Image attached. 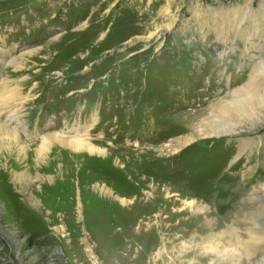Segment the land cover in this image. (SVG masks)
<instances>
[{"label":"rangeland","instance_id":"374dc122","mask_svg":"<svg viewBox=\"0 0 264 264\" xmlns=\"http://www.w3.org/2000/svg\"><path fill=\"white\" fill-rule=\"evenodd\" d=\"M262 72L264 0H0V264H264Z\"/></svg>","mask_w":264,"mask_h":264},{"label":"bare ground","instance_id":"6f19581e","mask_svg":"<svg viewBox=\"0 0 264 264\" xmlns=\"http://www.w3.org/2000/svg\"><path fill=\"white\" fill-rule=\"evenodd\" d=\"M260 75H264V72H262ZM256 81H259V80H254L249 85H247L245 88L239 89V90H237V91H235L233 93L234 100L231 102V104L234 105V110L241 111V112H246L245 111V107L247 105L250 106V107H254L253 106L254 104L251 103V100L253 98H257V99L262 98L264 100V87L263 88L261 86H260L261 88L256 87V83H258ZM7 85H9V84H7ZM257 85H259V83ZM15 91H17V90H14V92L10 91L9 94H6L4 91H0V115L2 113H4V114L8 113L7 120L9 121V123H10V121L12 122V120L14 118H17V115L15 114L16 112L12 113V112H10L11 110L9 109V107H11V108H15V107L7 105V103H9V102H11V101H13V100H15L17 98V95H16ZM13 104H15V103H13ZM261 107H264V105L261 106ZM262 110H264V108H262ZM262 110H260V108H255L253 110V112L248 113V116L255 118V116H259V114L262 112ZM16 111H19L18 107H16ZM237 125L238 126L221 124L220 127H221V129L223 131H228L227 132L228 134H233V133L235 134L236 132H238V129L240 128L238 123H237ZM82 131H83L82 135L77 134V133L75 135H66V132H64V133L62 132L59 135H57V134H46V135H43L39 139L41 141V143H42L39 151L40 152H43V151L46 152L48 149H50L48 147L60 146V147H62L64 149L69 150V152H72V154L74 153V154H76V156L78 155L76 158H78V157L81 158L83 154H87L89 157L104 158L106 156V154H107L106 151H104V150L96 147L95 145H93L91 139H89V137H88L89 134L87 135L88 131H91V130H86V131L82 130ZM82 131H80V132H82ZM20 140H23V139L20 137V135L18 133H16L13 129L9 128L7 125H4L3 123H0V143L4 144L8 150L10 149V146H14L15 144L23 145L22 143H20ZM41 143H39V144H41ZM245 146H246V144L244 143L241 146L242 149H240V152L245 148ZM0 154L4 155V151H1ZM74 154H73V156H74ZM37 158H38V156H37ZM41 160H43V159H41ZM101 190H102V192H104V194H108V192L104 188H101ZM119 200H120L121 203H125L124 199H119ZM106 216H108V215H106ZM249 224H250V226L256 228L254 232H257V234L259 235L256 238V240H255L256 244L257 243L264 244V227L262 225H259L258 223H255V221H253V220L252 221L249 220ZM250 245H254V244L252 243ZM232 253H234V252H232Z\"/></svg>","mask_w":264,"mask_h":264}]
</instances>
